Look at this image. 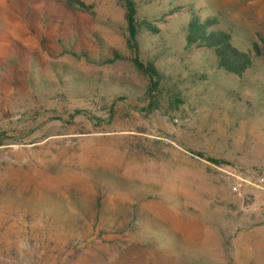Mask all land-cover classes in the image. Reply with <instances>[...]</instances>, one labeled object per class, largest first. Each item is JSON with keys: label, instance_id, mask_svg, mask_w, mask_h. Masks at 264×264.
<instances>
[{"label": "rangeland", "instance_id": "rangeland-1", "mask_svg": "<svg viewBox=\"0 0 264 264\" xmlns=\"http://www.w3.org/2000/svg\"><path fill=\"white\" fill-rule=\"evenodd\" d=\"M79 1L0 0V264H264V0H134L154 108L122 2Z\"/></svg>", "mask_w": 264, "mask_h": 264}, {"label": "trees", "instance_id": "trees-1", "mask_svg": "<svg viewBox=\"0 0 264 264\" xmlns=\"http://www.w3.org/2000/svg\"><path fill=\"white\" fill-rule=\"evenodd\" d=\"M69 5L75 3L82 4L79 0H68ZM126 11L127 22V45L137 55L133 59L134 66L138 71L146 75L149 79L148 95L151 99L150 107L154 108L157 102L156 92L159 89L162 75L159 69L152 63H143L139 58L138 35L142 25L147 24L146 21L138 22L137 5L134 0H120ZM216 21L206 19L201 21L194 16L187 26V45L189 47H198L212 51L219 69L227 73L242 77L243 74L251 68L255 57H261V51L255 45V53L252 51L244 52L235 47L232 43L231 35L225 31L215 29ZM176 101L181 103L179 96Z\"/></svg>", "mask_w": 264, "mask_h": 264}, {"label": "built area", "instance_id": "built-area-1", "mask_svg": "<svg viewBox=\"0 0 264 264\" xmlns=\"http://www.w3.org/2000/svg\"><path fill=\"white\" fill-rule=\"evenodd\" d=\"M257 185L259 187L264 186V177L259 178ZM262 216L264 217V208L262 209Z\"/></svg>", "mask_w": 264, "mask_h": 264}]
</instances>
